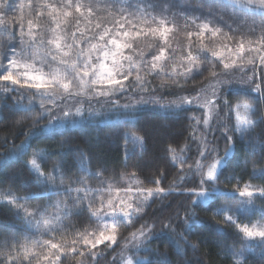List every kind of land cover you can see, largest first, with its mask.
<instances>
[{
  "label": "snow or ice",
  "instance_id": "6c2138e0",
  "mask_svg": "<svg viewBox=\"0 0 264 264\" xmlns=\"http://www.w3.org/2000/svg\"><path fill=\"white\" fill-rule=\"evenodd\" d=\"M231 2L246 12L239 16L234 13L235 27L230 26L229 32L215 27L212 21L196 23L200 18L192 19L196 30L186 32L188 44L180 49L178 67L176 49L172 48L169 39L173 29L163 18L157 19L143 7L135 6L129 11L128 7L121 5V0H103L102 7L100 0H36V3L30 0L33 18L27 20L25 31L21 15L17 32L16 27H10V21L5 19L8 0H0V33L4 37L0 39V54L7 53L6 64L0 60V68H4L0 74V92L8 93L11 86H16L19 95L13 99L20 103L25 101L24 89L29 90L28 104L39 97V109L22 115L21 119L15 120L13 127L21 126L27 134L32 128L51 125L53 121H59L60 125L65 121L75 124L74 117L84 113L99 114L101 110L115 107L132 112L139 105L180 107L193 102L199 104L205 111L201 117L204 128L202 137H198L199 158L195 161V175L191 180L186 179L187 175H181L182 183L170 190L186 201L183 215L178 209L176 216L183 228L198 224L199 214L193 205L207 204L223 194L218 186V170L221 162L233 151L234 136H239L245 143L253 142L245 166L251 164L252 171L264 173V152L257 159L254 148V142L264 144V0ZM19 7L22 12L24 4ZM248 12H255L258 16H248ZM45 15L51 24L43 23ZM209 33L221 42L215 46L206 45V34ZM150 39L159 43L155 47L151 43L141 46L143 41ZM196 44L198 47L194 51ZM204 71L208 76L200 81L202 87L191 99L176 92L171 95L175 99L163 95L164 88L179 84L175 77L195 79L193 73L203 76ZM149 77L158 78L159 84L150 89L153 79ZM204 81H207L206 86H203ZM232 87L246 88L256 94L259 105L242 94L227 96ZM132 119L129 116L124 127L125 143L131 139L143 145L145 138L132 130ZM200 122L196 121L197 124ZM217 131L225 137L222 155L217 143L219 137L208 138L209 132ZM27 163L49 184L61 188L66 197H71L73 192L77 195L71 198V204L67 199H59L58 195L51 209L29 208L22 203L26 201L24 197L15 194L0 195V201H6L22 212L37 232L31 239L23 238V242L16 239L7 243V251L0 250V264H134V261L135 264H168L169 250L154 249L150 244L157 231L156 225L147 221L141 223L143 217L138 215L144 212V205L150 197L166 198L163 187H144L137 181L135 185L130 183L127 186L109 183L104 189L105 181L99 179L102 175L99 170L95 171L100 184L98 188L88 186L86 174L66 183L63 176L58 175L56 165L55 175L53 171L41 169L36 150ZM187 172L192 173L191 164H188ZM127 175L132 179L136 173ZM196 175L199 176L198 183ZM154 182L159 185L162 181L156 178ZM74 184L79 186L73 187ZM103 191L109 193L108 198H101L97 206L95 195ZM232 191L241 198V203L253 204L258 198L264 199V184L241 186L237 181ZM85 204L91 217L95 218L94 222L90 220L89 226L83 229L67 222L70 211ZM117 216L122 219L117 221ZM212 216L218 224L234 226L241 234L239 247L222 249L232 257L230 264H247L245 257L252 251L249 244L256 241L264 244V222L239 223L227 210H219V214L212 212ZM124 224L135 230L121 240L118 239V226ZM137 224L140 227H136ZM165 230L176 238L177 247L184 254L186 246L192 249L193 255L197 253L200 245L193 242L185 231L177 232L170 221H161L159 231ZM108 249L116 253L112 260H99L98 257ZM141 249L145 250L143 255L139 254ZM154 252L159 257L155 261L150 260ZM177 264L181 262L177 261Z\"/></svg>",
  "mask_w": 264,
  "mask_h": 264
},
{
  "label": "trees",
  "instance_id": "16d2710c",
  "mask_svg": "<svg viewBox=\"0 0 264 264\" xmlns=\"http://www.w3.org/2000/svg\"><path fill=\"white\" fill-rule=\"evenodd\" d=\"M31 2L36 3V0ZM21 3L24 4L22 12L19 7ZM29 3L30 0H8L9 8L5 19L10 21V27H16L17 32L20 23L18 18L21 15L24 17L25 31H27V20L33 18V10L29 8ZM121 5L128 7L129 11L135 6L143 7L157 19L163 18L167 22L173 29L169 39L172 48L176 49L175 62L178 67L181 63L180 49L186 48L188 44L186 32L196 30V24L192 23L193 18H200L196 23L212 21L215 27H221L224 32H229L230 26L235 27L234 13L239 16L240 13L246 12V9L238 7L231 0H121ZM100 6H103V0H100ZM247 15L258 16L255 12H248ZM43 23L51 24L50 18L45 15ZM3 38V34L0 33V39ZM25 39L28 37L26 36ZM192 39L195 40V37ZM220 42L219 39L212 38L210 33L206 34V45L215 46ZM149 43L155 47L159 41L150 39L143 41L141 46L144 47ZM16 45L19 50V36ZM196 47L198 44L194 45V51ZM125 54H128L127 50ZM6 56L7 53L0 54V60L5 64ZM204 67L210 68V65ZM47 70L45 67V71ZM3 71L4 68H0V74ZM180 71L183 69L181 68ZM193 75L195 79L175 77L179 84L164 88L163 95L169 96V99H175V96H171L175 94L174 92L188 99L196 96L202 87L200 81L208 76V72L204 71L203 76L196 73ZM149 79L153 78L149 77ZM158 84L159 79H153L149 88ZM206 85L207 81H204L203 86ZM23 91L24 103L13 99V96L19 95L16 86H11V91L8 93L0 92V195L22 196L26 200L22 203H26L29 208L40 206L51 209L58 195H60L59 199H67L71 204V198L77 195L75 192L71 193V197H66L61 188L49 184L45 177L40 176L27 163L28 156H31L34 150L41 169L45 172L53 171L55 175L54 165H56L59 168L58 175L63 176L66 183L81 174H86L88 186L98 188L100 184L95 177V171L99 170L102 173L99 179L105 181L104 189H107L109 183L113 186L121 184L127 186L130 183L135 185L137 181L142 182L144 187H163L166 198L154 196L144 205V212L138 215L143 217L141 223L147 221L156 225L157 231L151 237L150 244L154 249L169 250L168 264H177V261L181 264H230L232 257L226 255L222 249L239 247L242 241L241 234L234 226L218 224L212 212L219 214V210H227L241 222H264V199L258 198L253 204L241 203V198L232 191L237 181L241 186L264 184V173L252 171L251 164L245 166L248 154L253 149V142L245 143L239 136H234L233 151L222 161L218 170V186L223 190V194L214 197L207 204L193 205L199 214V223L195 227L184 229L182 222L176 218L178 209L183 215L186 201L183 196L170 190L182 183L181 175H187L188 180L195 175V161L199 158L198 137H202L204 128L201 117L205 111L199 104L193 102L180 107L139 105L132 112L115 107L101 110L99 114L84 113L80 117H74L75 124L65 121L60 125L59 121H53L51 125L37 126L25 134L26 129L21 126L13 127V124L15 120L21 119L22 115L39 109V97L28 104L29 90ZM234 94L251 97L257 105L260 103L259 97L246 88L232 87L226 93L227 96ZM129 116L133 117L132 130H136L138 135H143L145 138L143 145L131 139L125 143L123 131ZM232 119L235 124V115ZM197 120L201 122L197 124ZM214 136L219 137L217 143L222 155L225 137L218 131L208 133L210 140ZM254 148L258 159L264 152V144L254 142ZM182 161L185 163H181ZM188 164L192 165L191 174L187 172ZM133 172L136 176L130 179L127 174ZM160 173H164V176H160ZM156 178L161 179V184H155ZM195 180L199 182L198 175L195 176ZM72 186L78 187L79 184ZM108 195L107 191L96 194V205L99 206L101 198L107 200ZM69 216L67 222L81 229L89 226L90 220L93 222L95 220L88 212L87 204L73 208ZM121 219L119 216L116 218L117 221ZM161 221H170L177 232L185 231L193 242L200 245L197 253L193 255L192 249L186 246L184 254L177 247L176 238L169 231H159ZM136 227H140V224ZM134 230L127 224L118 226V239L128 237ZM36 234L35 227L22 212L6 201H0V250L7 251L5 245L10 244L12 240L18 239L23 242V238L31 239ZM249 247L252 251L245 257L247 264H261L264 260V244L259 241L251 242ZM144 251L141 249L139 254L143 255ZM115 255L112 249H108L98 259L111 261ZM158 259L155 252L150 257L153 261Z\"/></svg>",
  "mask_w": 264,
  "mask_h": 264
},
{
  "label": "rangeland",
  "instance_id": "374dc122",
  "mask_svg": "<svg viewBox=\"0 0 264 264\" xmlns=\"http://www.w3.org/2000/svg\"><path fill=\"white\" fill-rule=\"evenodd\" d=\"M173 156H174V155H173ZM30 158H31V156H28V159H30ZM221 164H222V163H221ZM220 166H221V165H220ZM220 166H219V167H220ZM154 196H156V195H154ZM154 196H153V197H154ZM153 197H150L148 201H150ZM117 217H118V216H117ZM117 217H116V218H117ZM116 218H115V219H116ZM235 218H236V217H235ZM106 219H112V218H106ZM236 220H237V222H239V223H246V222H241V221H239L237 218H236ZM252 223H258V222H252ZM261 223H262V222H261ZM247 224H251V223H247Z\"/></svg>",
  "mask_w": 264,
  "mask_h": 264
},
{
  "label": "clouds",
  "instance_id": "9594fccd",
  "mask_svg": "<svg viewBox=\"0 0 264 264\" xmlns=\"http://www.w3.org/2000/svg\"><path fill=\"white\" fill-rule=\"evenodd\" d=\"M221 163H222V162H221ZM196 225H197V224H193V225L190 226V228H193V227H195Z\"/></svg>",
  "mask_w": 264,
  "mask_h": 264
}]
</instances>
